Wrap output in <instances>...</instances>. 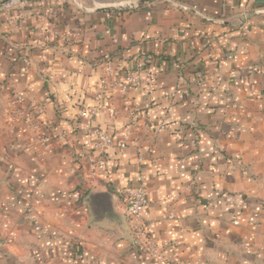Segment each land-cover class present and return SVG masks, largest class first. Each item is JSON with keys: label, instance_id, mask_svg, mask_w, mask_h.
<instances>
[{"label": "crops", "instance_id": "0c3cea01", "mask_svg": "<svg viewBox=\"0 0 264 264\" xmlns=\"http://www.w3.org/2000/svg\"><path fill=\"white\" fill-rule=\"evenodd\" d=\"M169 1L177 6L116 13L70 0L0 8V264H264V0ZM65 34L78 40L65 44ZM105 57L149 71L127 94L131 120L122 98L100 89ZM11 93L19 110L42 108L55 144L6 125ZM92 106H101L94 118H79ZM147 119L167 129L145 134ZM98 129L111 148L94 149ZM124 135L138 139L141 163L118 147ZM101 155L104 171L88 180V158ZM139 172L157 255L132 248L108 213L121 214V191ZM90 191L112 202L98 196L88 207Z\"/></svg>", "mask_w": 264, "mask_h": 264}, {"label": "built area", "instance_id": "2783aa9c", "mask_svg": "<svg viewBox=\"0 0 264 264\" xmlns=\"http://www.w3.org/2000/svg\"><path fill=\"white\" fill-rule=\"evenodd\" d=\"M239 25H242V23H239ZM40 36L42 35L40 34ZM61 39L63 43L71 44L78 40V35L65 34L62 35ZM207 43L211 42L208 41ZM24 63L26 65L29 64L28 60H24ZM102 63L104 66V77L99 80L100 89L106 94L119 95L123 100V115L126 119L131 120L134 112L128 102L127 94L141 87L143 83V74H148L149 71L146 70L141 61H135L134 66L126 71L120 70L109 57L103 58ZM95 100L100 101L101 95L97 94ZM15 101L19 103L21 98L17 96ZM146 107L148 108L149 104L146 105ZM98 108H101V106ZM98 108L95 106L82 108L79 111L78 116L82 119L94 118L98 113ZM41 113L42 110L36 105H33V108L30 111H20L15 106H11L10 109L6 111V119L10 124V128L17 130L18 132L29 133L35 137L36 143L49 147L51 146L50 136L40 128L38 122ZM111 114L113 118L119 119L118 113L115 110H112ZM166 129L167 124L163 119H161L155 127H150L149 120L147 119L141 128L143 133L151 134L153 137H156L160 132H163ZM113 143V136H110L102 129H98L95 132L94 149L96 151L103 148H111ZM118 147L123 150L127 148L134 149L136 152V162L141 163L143 161V155L137 138H130L129 136L124 135L118 141ZM149 153L151 155L150 162L152 164L157 163L158 158L153 155L152 147L149 148ZM88 162L90 168L87 171L85 170L87 172L86 176L88 180H93L95 176L104 171L105 161L101 155L99 157L90 156ZM120 203L122 205L120 209L121 215L127 227L130 246L143 254L157 255L159 251L158 246L146 234L142 225L144 211L148 204L147 190L142 173H137L132 184L122 189ZM234 224L236 223L234 222ZM168 264L176 263L169 262Z\"/></svg>", "mask_w": 264, "mask_h": 264}, {"label": "water", "instance_id": "95a60500", "mask_svg": "<svg viewBox=\"0 0 264 264\" xmlns=\"http://www.w3.org/2000/svg\"><path fill=\"white\" fill-rule=\"evenodd\" d=\"M39 0H17V2L19 4H30V3H34L37 2ZM72 2H74L81 11L83 12H100V13H116V12H122V11H128V10H132V9H138L141 8L143 6H146L150 3L153 2H165L168 4H172L174 6H177L176 4L170 2L169 0H131L129 3H120V4H107V3H103L101 5H97L93 0H89L92 2L93 4V8H90L89 10L82 7L79 3V0H71ZM260 11H264V10H258L257 13H261ZM256 13V12H255ZM252 14L246 16L249 17ZM98 196H105L108 201L111 203L113 197L111 196V194L109 192H94V191H90L87 196L82 200L84 204H86L88 207H90V205L93 204L94 199ZM107 206V205H106ZM105 206V207H106ZM114 206L111 205L110 206V212L113 211V215L111 216L110 220L112 221L111 223L114 224V226L116 228H118V230L121 233V237L128 240L129 241V236H128V232H127V227L126 224L124 222V219L122 217L121 214H117L114 212ZM106 210H108V207H106ZM107 213V212H105ZM108 215V214H106Z\"/></svg>", "mask_w": 264, "mask_h": 264}, {"label": "rangeland", "instance_id": "374dc122", "mask_svg": "<svg viewBox=\"0 0 264 264\" xmlns=\"http://www.w3.org/2000/svg\"><path fill=\"white\" fill-rule=\"evenodd\" d=\"M71 1V0H70ZM94 2H97V0H93ZM72 2V1H71ZM83 3H87L88 5H90V7L93 5L92 4V2L91 1H89V0H83L82 1ZM79 3H80V5H82L81 4V0H79ZM19 3L17 2V0H1L0 1V8H5V9H11V8H13L14 6H16V5H18ZM83 6V5H82ZM93 7V6H92ZM11 95H12V98L14 99L13 101H14V104L12 105V106H15V105H18V104H20V102L19 103H17L16 101H15V99H16V97L17 96H19L20 98H21V100H22V97L19 95V93H11ZM33 105H36V104H29L28 105V108H26L25 109V111H30L32 108H33ZM146 105H148V103L146 104ZM37 106V105H36ZM11 107V106H10ZM38 107V106H37ZM41 110H42V108H40ZM20 111H22V110H20ZM43 114V110H42V113H41V115ZM40 115V116H41ZM6 117V116H5ZM6 122H7V119H6ZM8 127L10 126V124L7 122V124H6ZM61 134H62V136H61ZM59 137H64V135H63V133L61 132L60 133V135H59ZM8 236H11L12 238H13V233L12 232H10L9 234H8Z\"/></svg>", "mask_w": 264, "mask_h": 264}, {"label": "trees", "instance_id": "16d2710c", "mask_svg": "<svg viewBox=\"0 0 264 264\" xmlns=\"http://www.w3.org/2000/svg\"><path fill=\"white\" fill-rule=\"evenodd\" d=\"M45 131H46V129H45ZM55 138H56L55 136H54V137H51V136H50V141H51V144H52V145L55 144V143H54V142H55Z\"/></svg>", "mask_w": 264, "mask_h": 264}]
</instances>
